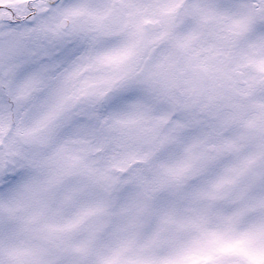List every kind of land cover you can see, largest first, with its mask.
<instances>
[{
    "label": "snow or ice",
    "instance_id": "snow-or-ice-1",
    "mask_svg": "<svg viewBox=\"0 0 264 264\" xmlns=\"http://www.w3.org/2000/svg\"><path fill=\"white\" fill-rule=\"evenodd\" d=\"M0 264H264V0H0Z\"/></svg>",
    "mask_w": 264,
    "mask_h": 264
}]
</instances>
